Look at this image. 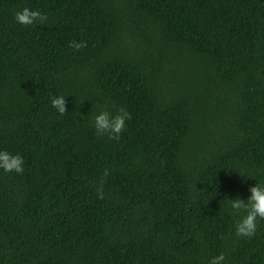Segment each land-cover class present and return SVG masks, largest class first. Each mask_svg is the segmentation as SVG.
<instances>
[{
  "label": "trees",
  "instance_id": "16d2710c",
  "mask_svg": "<svg viewBox=\"0 0 264 264\" xmlns=\"http://www.w3.org/2000/svg\"><path fill=\"white\" fill-rule=\"evenodd\" d=\"M0 149V264H264L225 206L264 179V0H0Z\"/></svg>",
  "mask_w": 264,
  "mask_h": 264
},
{
  "label": "clouds",
  "instance_id": "9594fccd",
  "mask_svg": "<svg viewBox=\"0 0 264 264\" xmlns=\"http://www.w3.org/2000/svg\"><path fill=\"white\" fill-rule=\"evenodd\" d=\"M15 19L18 23L30 25L43 21L45 14L39 9L24 7L15 13ZM85 46L86 42L83 40L69 41V47L73 49L78 50ZM49 103L60 114L66 110L65 96L63 95L50 96ZM91 119L93 127L98 133L107 132L110 136L114 135L115 138H119L125 121L130 119V114L124 108H119L115 114L101 109ZM23 165L24 159L19 153L13 154L0 149V169L4 172L14 171L19 174L23 171ZM247 191L246 198L236 195L225 201L226 210L237 217L233 226V232L237 238H251L257 232L258 223L264 220V179H255V183L250 185ZM207 264H226L225 253L221 251L211 256Z\"/></svg>",
  "mask_w": 264,
  "mask_h": 264
}]
</instances>
